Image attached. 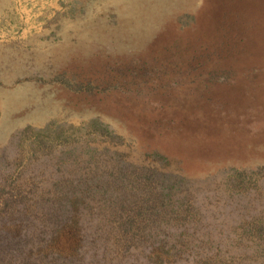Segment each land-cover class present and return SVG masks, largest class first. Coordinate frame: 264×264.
<instances>
[{
	"label": "rangeland",
	"instance_id": "1",
	"mask_svg": "<svg viewBox=\"0 0 264 264\" xmlns=\"http://www.w3.org/2000/svg\"><path fill=\"white\" fill-rule=\"evenodd\" d=\"M0 264H264V0H0Z\"/></svg>",
	"mask_w": 264,
	"mask_h": 264
}]
</instances>
